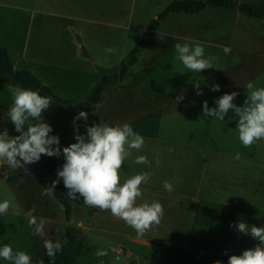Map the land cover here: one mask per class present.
<instances>
[{"label":"rangeland","instance_id":"374dc122","mask_svg":"<svg viewBox=\"0 0 264 264\" xmlns=\"http://www.w3.org/2000/svg\"><path fill=\"white\" fill-rule=\"evenodd\" d=\"M28 1L30 0H18L16 3L29 4ZM173 1L175 0H122L121 17L113 14L106 16L110 22H122V32L116 31L112 36L107 34L105 40L114 53L105 61L98 60L100 62L98 65L107 69L108 74H119L121 65L128 61L134 49L139 45H145L151 22L156 20ZM238 1L264 6V0ZM10 13L7 9H0V23L5 21L0 24V47L11 53L13 65L15 69H19L17 50L24 45L27 32L23 29L18 30L20 26L16 27L11 21ZM99 35L103 33L94 31L89 39L88 36L87 47L96 49V44L103 48L104 40L100 39ZM157 35V45L154 47L145 45L138 63L130 67L124 80L105 92L103 105L98 112V123L109 125L129 123L143 136L144 146L139 151L132 150V155L123 164V172L121 166L119 174L123 183L136 174L150 173L149 183L141 185L143 195L137 199V203L160 202L164 208L161 222L154 225L144 236L137 237L132 228L111 215L109 211L88 207L83 204L82 199L74 201L69 197L73 212L70 219H67L65 209L54 198L53 189L50 195L45 194L52 186V178L46 165L49 156L42 154L38 162L26 166L28 171L16 170L18 182L14 190H9V195L3 199L0 196V200L10 202V210L17 213L23 211L21 216L9 214L0 216V245L9 244L14 251H25L31 256L34 264L41 237L60 240L64 228L72 227L83 234L88 245L107 253L98 259L84 256L76 264H151V248L155 243L195 250L199 252V258L206 254L228 257L233 254L239 255L243 250L258 243L250 236L237 232L230 225L244 221L249 226H264V140L245 148L238 138L186 137L188 133L197 134L200 123L204 127L209 125L205 124L207 118L203 116V102L207 101L209 106H212L214 100L222 96L219 92L210 90L211 84L223 86L225 91L232 87V78L239 82L233 86L242 84L240 76L231 70L234 65L232 58L237 49L244 45L243 41L250 43L253 38L254 42L250 46L255 49L257 45L258 48L260 42H263L261 37L264 36V21L257 22L246 18L239 11L209 9L197 16L172 17L162 23ZM177 43L202 45L205 57L213 58V68L202 70L201 73L190 72L176 59ZM40 45L42 41L38 32H33L32 36L30 35L29 48L36 58L41 55L40 49H36ZM72 61L74 64L65 65L72 68L84 66V63L75 62V56L72 57ZM85 65L92 66L89 63ZM249 65L254 67L249 83L256 88L264 87V61H255ZM224 67L228 69L223 71ZM261 71L263 72L257 74ZM96 75H99V78L98 76L93 78L97 80L87 79L89 82L93 81V86L94 83L95 86L98 85L105 77L102 71L96 72ZM4 80L10 78L4 77ZM196 84H200L202 95H197ZM247 91L248 89L236 97L234 103L244 98ZM81 101L78 103L88 106L90 93ZM77 114H70L65 107L54 102L42 113L43 119L53 128L50 135L60 137L61 148L71 141V135L76 132L77 127L88 125V121L83 120L77 121L74 125L73 118ZM28 123L35 121L30 119ZM222 125L219 122L211 131L221 132ZM2 130L3 126L0 124V131ZM15 135L18 133L13 126L11 136ZM183 136L185 138H182ZM152 138H161V142ZM167 138L170 144L164 143ZM176 143H184L189 147L187 149L189 152L201 151L207 154L211 161H216L213 154L222 151L241 153L248 150L255 154L253 161H248L250 177L247 185L242 178L237 182L235 174L230 178L222 172L215 175L222 178L220 182H224L225 187L229 188V193L221 189L215 193L223 195L221 198L223 203L232 202L231 207L207 203L201 194L196 198L198 201L192 199L190 203L182 205L184 203L182 199L173 196L163 187L164 181L167 180L173 184L175 191L179 185L176 177L169 175L168 171L158 169L155 183L150 170H145L141 166L135 169L134 156L136 158L153 151H159L160 154L175 151ZM148 160L151 162L149 158ZM63 163L64 159L61 157L60 167ZM200 175L197 169L192 168L189 174L190 192L195 191ZM65 190L67 193L66 188ZM11 193L14 198L11 197ZM32 218L36 219L37 224L41 220L44 221L43 235L35 231L36 225L29 224ZM0 264L9 262L0 261Z\"/></svg>","mask_w":264,"mask_h":264},{"label":"clouds","instance_id":"9594fccd","mask_svg":"<svg viewBox=\"0 0 264 264\" xmlns=\"http://www.w3.org/2000/svg\"><path fill=\"white\" fill-rule=\"evenodd\" d=\"M175 51L176 59L192 73L213 68V58H206L204 47L198 43H177ZM195 86L197 95H202L200 84ZM209 87L213 92L220 91L218 84H211ZM247 89L242 106L234 103L237 92L225 93L216 98L214 107H210L207 101L202 105L203 116L206 118L220 122L225 121L226 117L236 120L238 139L245 148L264 140V87L256 88L248 83ZM11 96L13 103L6 113V119L10 120L18 135L11 136L7 128L0 131V166L6 165L13 171H28L26 166L38 162L42 154L57 158L63 156L64 163L57 169L56 179L46 190V195L51 194V190L62 178L70 199H82L83 204L88 207L109 211L132 228L137 237L144 236L154 225L161 222L164 208L160 202L137 203V199L143 195L141 185L150 181L149 172L136 174L121 183V166L132 155L133 149L139 151L145 143L143 136L133 126L129 123L109 125L100 122L86 126L83 133L77 127L74 135L76 142L61 148L60 137L50 135L53 128L42 117V113L53 104L52 98L21 87H14ZM30 119L35 123H28ZM88 119V112L80 111L73 118V123L76 125L77 121L86 122ZM236 159H239V154ZM134 163L150 165L145 155L137 156ZM163 187L167 192L174 191L170 181H164ZM9 208L8 200H0V216L5 215ZM29 224L36 225L35 231L44 234L43 220L37 224L36 219L32 218ZM230 227L258 243L239 255L229 256L227 264H264V226H249L246 222L239 221ZM44 248L47 256L54 258L61 251L62 242L46 239ZM105 255V250L96 252L97 257ZM0 261H8L9 264H32L28 253L14 251L9 244L0 245Z\"/></svg>","mask_w":264,"mask_h":264},{"label":"crops","instance_id":"0c3cea01","mask_svg":"<svg viewBox=\"0 0 264 264\" xmlns=\"http://www.w3.org/2000/svg\"><path fill=\"white\" fill-rule=\"evenodd\" d=\"M17 1L0 0V9L10 11V15L12 16L11 21L16 24V27L20 26L18 30L23 29L27 32L24 45L17 50L16 58L20 67L16 70L23 72L30 71L56 96L63 99L69 98V100L79 104L78 102H82L81 100H84L95 87V83L93 86V81L91 83L87 79L97 80L93 78L96 76L99 78L96 72L101 69L105 70V72L107 70L98 65L100 63L98 60L105 61L114 53L105 37H107V34L110 36L114 35L116 31L121 33L122 22H110L106 16L113 14L121 17L122 0H30L28 1L30 2L29 4H25L24 2L16 3ZM33 6L35 8L32 9L31 7ZM254 20L257 22L264 21V19ZM4 22L3 20L0 24ZM36 31L42 41L40 47H34L40 49L41 55L40 57L38 55V58L35 57L29 48L30 35L32 36L33 32ZM94 31L103 33V35H99L100 39L104 40L102 44V46L104 45L103 48L96 44V49L87 47L88 39L93 35ZM121 38L120 36L119 40ZM261 39L263 42H260L258 48L256 45L255 49H252V46H250L254 42L253 38L250 43L243 41L244 45L237 49L232 58L234 65L231 68L233 73L238 74L241 80H243L242 84L237 87L233 86L239 82L235 78H232L233 85L229 91H225V87L221 86L219 94L237 92V97H239L247 90V84L251 80L249 79L251 77L250 74L254 70V67L249 64L255 61H264V36ZM73 56L76 57L75 62L84 63V66L72 68L65 65L66 63L74 64L72 61ZM11 59L13 61L12 56ZM85 63L92 64V66L87 67ZM227 69L224 67L223 71ZM262 72H258L257 74ZM13 88L12 80L0 79V124L3 126V129H8L10 135L13 125L10 120L6 119V113L13 103L11 96ZM245 98L246 96L235 103L238 106H242ZM229 116H231V113ZM219 122L207 118L205 124H209L208 127H204L200 123L197 134L196 132L193 133L194 135L188 133V137L186 138H238L236 120L226 117L225 121L221 122L223 124L220 128L221 132H212V128H215ZM224 132L226 133L224 134ZM182 138H185V136ZM152 139L159 143L161 142V138ZM164 143L170 144L169 138ZM175 145L177 146L175 151L166 152L165 154H160L159 151L144 154L151 160L150 165L133 162L135 169L141 166L145 170H150L152 177L154 176L155 183L157 182L155 176L158 169L168 171L169 175L176 177L179 185L171 194L182 199L184 202L182 205L190 203L192 199L198 201L196 198L201 194L207 203L231 207L232 202L226 201V203H223L221 200L223 195L215 193L220 189L229 193V188L225 187L224 182H220L222 178L215 175H218V172H222V174L225 173L230 178L235 174L237 182L242 178L247 185L250 177L248 161H253L255 154L248 150L241 153L222 151L213 154L216 161H211V158L201 151L189 152L187 150L189 147L184 143H176ZM237 154H239V159H236ZM192 168L197 169L201 173L193 193L190 192L189 176ZM17 176L15 171L6 165L0 166V196L2 199L6 195H9V190H14L18 182ZM185 180H187V183H185ZM10 195L14 198L12 193ZM22 212L17 213L9 209L5 215L21 216L23 215Z\"/></svg>","mask_w":264,"mask_h":264},{"label":"trees","instance_id":"16d2710c","mask_svg":"<svg viewBox=\"0 0 264 264\" xmlns=\"http://www.w3.org/2000/svg\"><path fill=\"white\" fill-rule=\"evenodd\" d=\"M209 9H222L229 11H239L246 18L263 20L264 6H254L246 2H238L236 0H175L171 2L149 26V35L145 45L154 47L158 43L157 32L160 30L162 23L170 18L180 15L197 16L205 13ZM145 45H139L133 51V54L127 62L121 65L120 73L111 75L101 69L105 77L96 85L90 93V103L88 106L76 104L72 100L63 99L56 96L48 87L44 86L32 73L18 71L14 68L10 53L0 47V79L7 77L13 81L14 87H21L38 91L40 94L49 96L52 101L65 107L70 114H77L80 111H86L89 114L88 125L98 124V112L103 105V96L105 92L115 84L124 80L128 75L130 67L137 64L139 55ZM99 105V107H97ZM86 126L79 127L81 133L84 132ZM74 134L71 135V141L67 144L76 142ZM63 157V156H61ZM48 157L47 169L52 178V182L56 179L57 169L60 168V158ZM55 200L65 209L67 219H70L73 206L67 196L62 178L60 183L55 185L53 189ZM46 239L53 240L51 237H41L39 246L35 254L34 264H76L82 257L91 256L95 259L97 248L86 243V238L83 234L72 227H65L60 241L62 242L61 251L57 252L54 258L47 256L44 241ZM55 241V240H54ZM151 264H227L228 256H220L214 254H206L199 258V253L195 250L176 247L172 245L155 243L152 245ZM103 258V257H101Z\"/></svg>","mask_w":264,"mask_h":264}]
</instances>
